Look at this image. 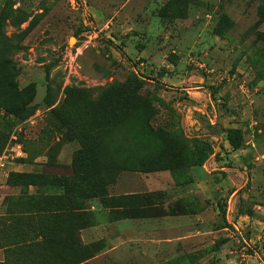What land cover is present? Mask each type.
<instances>
[{
    "label": "rangeland",
    "instance_id": "1",
    "mask_svg": "<svg viewBox=\"0 0 264 264\" xmlns=\"http://www.w3.org/2000/svg\"><path fill=\"white\" fill-rule=\"evenodd\" d=\"M0 138V264H264V0H0Z\"/></svg>",
    "mask_w": 264,
    "mask_h": 264
},
{
    "label": "trees",
    "instance_id": "2",
    "mask_svg": "<svg viewBox=\"0 0 264 264\" xmlns=\"http://www.w3.org/2000/svg\"><path fill=\"white\" fill-rule=\"evenodd\" d=\"M25 109V104H20L17 108H12V107H7V111L11 112L12 114L16 115V117H20V112ZM226 137H227V142L230 146V148L233 151H237L241 147V134L240 131L234 130V129H229L226 130L225 132ZM2 139L0 138V142ZM82 154V153H80ZM77 154V155H80ZM212 154V149L211 147L203 143L199 146L195 147V152L191 157V167L192 168H197L203 166V164L206 162L208 157ZM22 177V176H19ZM34 182V181H33ZM36 182V181H35ZM63 190H66L65 187H63ZM65 209V210H64ZM69 212L68 209L64 208L63 205H56L51 208L45 209L43 213L46 214L44 216L45 219L52 220L54 219L57 224H59V221L61 218L64 217ZM39 236H36L35 239H38ZM42 239H45L44 236H42ZM18 239V238H17ZM50 240V239H48ZM54 240V245L57 246L58 248H62L61 251H58V253L63 254L65 256H70L72 255L76 250H78L80 246V239L78 237V234L74 230H61L60 233L56 236V238H52L49 242ZM46 241V240H44ZM29 242H20L17 241L13 244L10 245V247L14 248L17 250L16 255L18 259H21V262L26 261V257L28 256L29 258L39 261L41 264H46L47 256H44V252H37L33 254L30 250H32L33 247L28 244ZM25 249V251H23ZM30 251V253H29ZM20 261L17 264H25L21 263Z\"/></svg>",
    "mask_w": 264,
    "mask_h": 264
},
{
    "label": "crops",
    "instance_id": "3",
    "mask_svg": "<svg viewBox=\"0 0 264 264\" xmlns=\"http://www.w3.org/2000/svg\"><path fill=\"white\" fill-rule=\"evenodd\" d=\"M199 172H201V169H199L198 170ZM204 186L206 187V184H207V182H206V180L204 181ZM194 189H196V187H198V188H200L201 187V182H199L198 180H197V178H195V180H194ZM204 193V195L206 196V193L205 192H203ZM236 193V192H235ZM207 198H209V196L207 195ZM207 201H209V200H207ZM202 203H204V202H202ZM202 213L201 214H199V215H197V216H195L194 215V217H193V219L192 220H190V221H196V220H199V219H201V217H204V215H206V213H208V211L210 210V208H206L205 207V205H203L202 206ZM181 221L182 220H179V218H175V223H181Z\"/></svg>",
    "mask_w": 264,
    "mask_h": 264
},
{
    "label": "bare ground",
    "instance_id": "4",
    "mask_svg": "<svg viewBox=\"0 0 264 264\" xmlns=\"http://www.w3.org/2000/svg\"><path fill=\"white\" fill-rule=\"evenodd\" d=\"M73 42V40H71V43Z\"/></svg>",
    "mask_w": 264,
    "mask_h": 264
},
{
    "label": "built area",
    "instance_id": "5",
    "mask_svg": "<svg viewBox=\"0 0 264 264\" xmlns=\"http://www.w3.org/2000/svg\"><path fill=\"white\" fill-rule=\"evenodd\" d=\"M244 244H246V243H244Z\"/></svg>",
    "mask_w": 264,
    "mask_h": 264
}]
</instances>
